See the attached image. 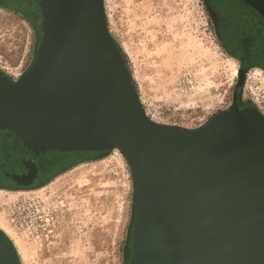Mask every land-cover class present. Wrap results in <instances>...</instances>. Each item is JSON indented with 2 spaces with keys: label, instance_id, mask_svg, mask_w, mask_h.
I'll list each match as a JSON object with an SVG mask.
<instances>
[{
  "label": "water",
  "instance_id": "1",
  "mask_svg": "<svg viewBox=\"0 0 264 264\" xmlns=\"http://www.w3.org/2000/svg\"><path fill=\"white\" fill-rule=\"evenodd\" d=\"M9 1L38 45L19 80L0 72V140L120 151L135 180L129 264H264V115L230 109L194 130L156 123L110 33L105 0ZM0 264H20L1 235Z\"/></svg>",
  "mask_w": 264,
  "mask_h": 264
},
{
  "label": "rangeland",
  "instance_id": "2",
  "mask_svg": "<svg viewBox=\"0 0 264 264\" xmlns=\"http://www.w3.org/2000/svg\"><path fill=\"white\" fill-rule=\"evenodd\" d=\"M105 10L151 120L194 130L233 109L239 62L221 45L205 0H105ZM37 45L26 17L0 6V72L19 80ZM242 92L264 115V71H251ZM38 152L52 177L36 190L0 189V231L20 264H129L135 180L122 153Z\"/></svg>",
  "mask_w": 264,
  "mask_h": 264
},
{
  "label": "flooded vegetation",
  "instance_id": "3",
  "mask_svg": "<svg viewBox=\"0 0 264 264\" xmlns=\"http://www.w3.org/2000/svg\"><path fill=\"white\" fill-rule=\"evenodd\" d=\"M213 20L216 35L225 50L239 62L243 84L234 95L233 109H256L242 92L254 69L264 71V0H205ZM10 5L0 0V6ZM41 154L34 149L13 147L0 140V189L27 191L39 189L54 175L50 165H44ZM54 170V169H53Z\"/></svg>",
  "mask_w": 264,
  "mask_h": 264
},
{
  "label": "trees",
  "instance_id": "4",
  "mask_svg": "<svg viewBox=\"0 0 264 264\" xmlns=\"http://www.w3.org/2000/svg\"><path fill=\"white\" fill-rule=\"evenodd\" d=\"M121 52H122L125 60L128 61L127 55L125 54V52L123 51L122 48H121ZM0 235L9 243V245H11L13 247L14 253H16V250H15L13 244L11 243V241L9 240V238L2 231H0Z\"/></svg>",
  "mask_w": 264,
  "mask_h": 264
},
{
  "label": "bare ground",
  "instance_id": "5",
  "mask_svg": "<svg viewBox=\"0 0 264 264\" xmlns=\"http://www.w3.org/2000/svg\"><path fill=\"white\" fill-rule=\"evenodd\" d=\"M236 70H237V69H236ZM1 227L3 228V230H4L7 234H9V235L12 236V231L7 227V225L3 224V225H1Z\"/></svg>",
  "mask_w": 264,
  "mask_h": 264
}]
</instances>
